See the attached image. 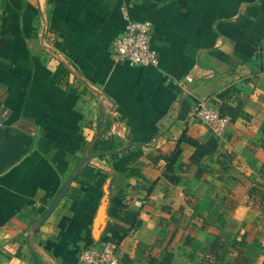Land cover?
Listing matches in <instances>:
<instances>
[{"label": "crops", "instance_id": "1", "mask_svg": "<svg viewBox=\"0 0 264 264\" xmlns=\"http://www.w3.org/2000/svg\"><path fill=\"white\" fill-rule=\"evenodd\" d=\"M121 8L151 23L156 66L113 56ZM198 100L229 118L221 133L190 122ZM0 111L33 137L0 175V264H82L107 240L124 264H264L249 201L264 188V0H0ZM90 154L97 178L79 174L32 229Z\"/></svg>", "mask_w": 264, "mask_h": 264}, {"label": "built area", "instance_id": "2", "mask_svg": "<svg viewBox=\"0 0 264 264\" xmlns=\"http://www.w3.org/2000/svg\"><path fill=\"white\" fill-rule=\"evenodd\" d=\"M121 15L126 21L124 32L111 44L112 54L119 62L149 67L156 66L157 53L151 48V23L149 21H131L124 8ZM190 122L202 123L216 133H221L229 123V118L220 115L211 108L206 100H198L190 108ZM5 113L0 111V127L3 126ZM116 247L109 240L105 241L101 251L84 249L79 260L82 264H124L116 254Z\"/></svg>", "mask_w": 264, "mask_h": 264}, {"label": "water", "instance_id": "3", "mask_svg": "<svg viewBox=\"0 0 264 264\" xmlns=\"http://www.w3.org/2000/svg\"><path fill=\"white\" fill-rule=\"evenodd\" d=\"M33 137L24 132H12L7 126L0 127V175L8 170L11 166L17 163L23 156L31 151ZM123 149H120L122 151ZM108 154V153H106ZM104 154V155H106ZM100 154H90L85 156L74 168L72 173L61 185L59 191L53 197L51 203L46 210L38 217L36 224L38 227L43 225L47 218L55 211L65 194L67 193L70 185L75 178L84 169L90 159L98 157ZM103 206L100 208L98 215L95 219L94 229L98 231L101 220L103 219Z\"/></svg>", "mask_w": 264, "mask_h": 264}, {"label": "trees", "instance_id": "4", "mask_svg": "<svg viewBox=\"0 0 264 264\" xmlns=\"http://www.w3.org/2000/svg\"><path fill=\"white\" fill-rule=\"evenodd\" d=\"M57 45V47H60V45H58L57 43L55 44ZM64 74H67V70L64 68L63 65H60L59 68L57 69L56 73L54 74V80L56 82H60L61 80H63ZM188 112V106H186L185 103H183L182 108H181V116H185ZM101 143H98L97 145L99 146ZM127 151V150H126ZM126 151L120 153L123 154ZM103 152H111L110 157L111 158H116L119 154L115 153L114 151H112L109 148H102V149H98L95 148V150H93V153H103ZM178 155V149L175 152V154L172 157L171 162L176 158V156ZM127 169H124L123 172H126ZM129 173L134 174L133 170H130ZM80 176L88 179V180H94L97 178V174L96 171L89 165H86L84 167V169L80 172ZM249 201H251V204H254V206L256 207V209L264 214V188L263 187H256L254 186L250 192H249ZM45 208L41 207L38 209V214H42L44 212ZM130 219H132L133 221H135L136 219V214L135 213H129ZM125 220V219H123ZM36 221H33L30 225V227L32 229L34 228H38ZM223 248L222 245H220L218 242L213 244V247L211 249V253H216L217 250H221ZM171 262V254L167 253L164 257V259L159 262L158 264H170Z\"/></svg>", "mask_w": 264, "mask_h": 264}]
</instances>
